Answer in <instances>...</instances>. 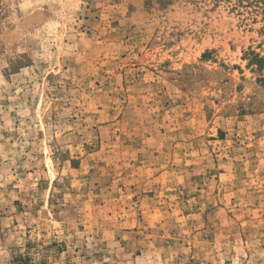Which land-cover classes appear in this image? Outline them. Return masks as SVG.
<instances>
[{"label": "rangeland", "instance_id": "1", "mask_svg": "<svg viewBox=\"0 0 264 264\" xmlns=\"http://www.w3.org/2000/svg\"><path fill=\"white\" fill-rule=\"evenodd\" d=\"M0 264H264V0H0Z\"/></svg>", "mask_w": 264, "mask_h": 264}, {"label": "crops", "instance_id": "2", "mask_svg": "<svg viewBox=\"0 0 264 264\" xmlns=\"http://www.w3.org/2000/svg\"><path fill=\"white\" fill-rule=\"evenodd\" d=\"M71 163H73V164L75 163V164H76V163H77V160H72V159L69 160L70 168H71V169H75V168H76V165H74V166L72 167V166H71Z\"/></svg>", "mask_w": 264, "mask_h": 264}]
</instances>
